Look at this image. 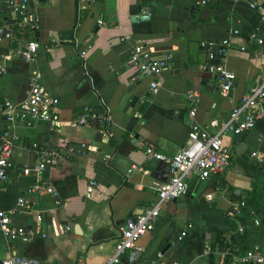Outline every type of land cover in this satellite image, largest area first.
<instances>
[{"label":"crops","instance_id":"0c3cea01","mask_svg":"<svg viewBox=\"0 0 264 264\" xmlns=\"http://www.w3.org/2000/svg\"><path fill=\"white\" fill-rule=\"evenodd\" d=\"M28 11L36 28L14 30L0 42V55L30 40L36 50L27 62L6 59L0 98L19 103L28 78L38 72L40 89L59 101V123L51 128L15 121L10 127L16 139L8 152L0 207L13 211L10 225L16 233H0V260L16 254L38 264H104L122 220L146 207L161 181L153 175L162 168L154 171L144 148L172 156L192 123L215 132L261 72L260 47L246 40L260 18L236 0H29ZM142 15L148 18L139 19ZM12 20L0 0V26ZM225 37L230 47L222 58L211 43ZM134 40H144L151 56L165 58L153 94L150 77L126 61ZM209 55L212 62L222 58L234 72L227 95L204 68ZM188 94L196 98L192 116ZM258 106L244 109L243 115L255 118L241 139L221 135L229 153L226 168L202 180L193 174L185 193L161 205L153 229L136 242L141 258L155 264H227L214 252L223 245L235 254L255 249L264 258V116L257 115ZM84 109L94 116L79 124ZM99 118L106 121L105 131ZM3 126L0 115V134ZM80 142L91 146L85 154L69 150ZM31 143L37 151L59 153L36 178L21 173L39 159ZM168 175L169 169L165 179ZM92 180L95 186L87 193ZM19 197L23 202L17 204ZM241 200L242 213L228 216ZM182 229L186 236L175 242Z\"/></svg>","mask_w":264,"mask_h":264},{"label":"built area","instance_id":"2783aa9c","mask_svg":"<svg viewBox=\"0 0 264 264\" xmlns=\"http://www.w3.org/2000/svg\"><path fill=\"white\" fill-rule=\"evenodd\" d=\"M84 1L90 3L94 0ZM209 1L213 0H199V3L205 4ZM236 1L245 2L249 8L257 12L260 18L258 27H255L253 31L246 35V40L248 43H255L260 47V55L263 59L261 72L253 77L251 87L239 98L238 103L230 109L227 118L215 132H209L198 124L192 123L189 126L184 143L172 156H166L151 146L144 148V155L148 162H168L169 175L164 181H158L156 183L154 187L155 196L146 207L137 213L130 214L122 220V223L118 227V236L114 242L113 251L104 264H120V258L123 255L127 257L125 264H155L153 260H146L140 257V248L136 242L141 235L153 229V224L161 205L185 193L187 180L193 174L202 180L210 174L221 173L226 168L229 163V153L222 143L221 135L223 133L235 134L252 127L255 116L243 115L242 113L245 108L259 105L257 115L264 116V0ZM4 2L7 9L13 14V20L8 25L0 26V42L3 39H9L10 34L14 30H33L36 28L33 17L29 15V0H4ZM98 22L100 23L101 21L98 20ZM211 44L217 46V52L222 58L226 55L230 47L227 37ZM36 46V42L30 40L15 46L7 54L0 55V73L6 71V59L16 58L23 62L32 60ZM244 48V46H240L241 50H244ZM80 53L82 55L83 51L80 50ZM222 58L220 61L212 62L211 55H209V60L205 63L204 68L215 75L220 92L223 95H227L233 84L234 72L226 67ZM126 61L128 64L134 66L137 72L150 77L148 88L151 94L155 93L159 86L156 78L160 71L165 68V58L151 56L144 40H134L129 44ZM39 78L40 74L38 72H34L28 78L27 89L23 99L19 103L14 104L9 99L0 98V115L4 122L0 134V187L8 179L7 170L9 163L7 157L10 145L16 139L15 134L10 131L12 123L15 121L22 122L26 125L45 123L51 128L57 127L59 123L57 111L59 101L57 97L40 89ZM187 97L193 102L188 111V114L192 116L196 98L193 94H188ZM89 116L93 117L94 115L90 113V110L84 109V113L79 117L77 122L84 124ZM97 121L103 126L105 131V119L99 118ZM30 146L36 153L39 152V159L29 167H22L21 173L24 176L32 175L36 178L43 172L45 167L55 164L56 157L59 156V153L55 151L47 152L45 150L37 151L38 145L36 143H31ZM89 147L91 146L88 143L80 142L73 149L70 147L69 150H75L79 154H85ZM251 155L255 156V152H252ZM94 186L95 181H90L86 187V192L89 193ZM45 190L53 196L56 195V190L52 186L46 187ZM21 202H23V198L19 197L16 203L19 204ZM244 207L245 203L241 200L227 210V215L235 217L242 213ZM12 212V210L0 207V233L4 236H12L16 233V230L11 228L10 225ZM238 229L241 230L240 226ZM186 234L187 231L182 229L175 236L174 241L179 242ZM206 250L209 251L210 247H207ZM214 252L225 256L227 264L264 263V258L255 249L246 250L242 254H235L228 249L227 245H223L219 249L215 248ZM157 256H160V254H157ZM0 264H38V260L11 254L2 258ZM168 264L179 263L171 261Z\"/></svg>","mask_w":264,"mask_h":264},{"label":"water","instance_id":"95a60500","mask_svg":"<svg viewBox=\"0 0 264 264\" xmlns=\"http://www.w3.org/2000/svg\"><path fill=\"white\" fill-rule=\"evenodd\" d=\"M150 12V9L148 10ZM139 19H147V15H142L138 17ZM131 19H133V17H131ZM246 132V130H241L237 133L234 134V140H239L241 139L242 135ZM162 168L161 173H159V175H153V176H158V178L161 181L165 180V177L168 173V169H169V164L168 162L165 161H156L155 162V166H154V171L157 172L159 169Z\"/></svg>","mask_w":264,"mask_h":264},{"label":"trees","instance_id":"16d2710c","mask_svg":"<svg viewBox=\"0 0 264 264\" xmlns=\"http://www.w3.org/2000/svg\"><path fill=\"white\" fill-rule=\"evenodd\" d=\"M252 203H253V202H252ZM252 203H249V204L247 203V206L253 207V209H254L255 211H258L257 208H256V206L254 207V204H252ZM245 206H246V205H245Z\"/></svg>","mask_w":264,"mask_h":264}]
</instances>
